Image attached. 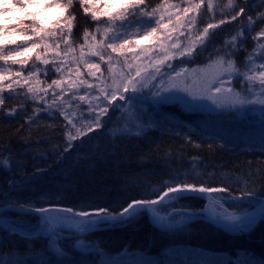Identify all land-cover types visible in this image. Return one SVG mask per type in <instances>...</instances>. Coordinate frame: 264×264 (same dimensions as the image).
Listing matches in <instances>:
<instances>
[{"label":"trees","instance_id":"1","mask_svg":"<svg viewBox=\"0 0 264 264\" xmlns=\"http://www.w3.org/2000/svg\"><path fill=\"white\" fill-rule=\"evenodd\" d=\"M63 2L66 4L67 0ZM170 2L178 5L177 15H182L183 8L188 6V0ZM213 2L212 12L207 11L206 5L199 10L197 25L188 39L184 28H177L176 32L171 33L174 36L173 43L179 37L183 48L189 45L190 40H195L197 29L202 31L208 24L217 25L210 29L209 38L204 44H197L196 51L191 56H180V49L170 46L173 52L171 58L164 61L165 65L170 64L178 72L201 68L217 59V50L223 54L225 41L244 32L245 35L240 37L242 43L234 57L240 70L244 71L242 65L248 52L255 46L252 38L264 26L257 22L249 31L247 16L255 18L258 12H264V0H234V7L227 6L228 0ZM148 3L154 7L160 0H148ZM239 7L245 8L246 12L232 20V15ZM97 11L102 13L99 8ZM64 14L76 17L72 30V47L75 51L68 52L64 43L56 47L60 37L47 35L58 31L54 23L50 27H44L46 33L41 34L45 36L44 42L50 45L47 50L37 48L30 58L16 60L26 61L23 65L13 63L11 59L7 62L0 60V68L7 77L0 85L3 89L0 97L4 100L3 105H0V160H7L10 164L6 168L0 163V207L60 206L80 212L106 208L112 213H118L133 199L155 200L169 186L181 183L197 187L226 188V194L231 197L244 199L249 195L255 202L264 200V146L240 145L229 138L202 132L196 123L203 122L210 116L214 115L217 122H224L221 118L218 121L217 114L191 113L173 103L155 104L149 97L136 99L139 95H135V99L129 103L116 100L108 105L105 100L109 112L101 116V123L104 125L102 128H95V116L87 113L86 108H82L78 116H75L70 113L69 108V112H62V108L56 110L54 106L38 121L30 119L32 107L39 108L37 103L44 107L42 98H49L52 91H62L61 83L69 66L73 71L70 72L71 81H75L73 89L79 91L76 94L78 99L80 96L88 99L89 94L93 96L96 93L104 99L99 88H104L110 96L117 84L129 79L122 67L125 64V53L121 50L115 53L111 49L104 50L105 60L101 61L97 57L99 70H96V74L89 75L86 70L88 59L86 55L81 59L78 45L84 43L81 39L84 30L87 28L89 32L94 31L97 21L83 12L76 0ZM187 15L191 17L194 14L189 12ZM221 20L225 22L221 24ZM171 27L169 24V29ZM181 31L185 35H180ZM156 36L164 38L166 44H169L170 40L165 38L164 29H158ZM99 39L97 34V40ZM33 42L40 43L34 34L30 40V43ZM89 43H92L90 39ZM155 45L139 50L147 52L150 49L155 52L156 47L162 46V43L157 41ZM2 47L5 55L10 54L8 50L11 46L7 44ZM87 51L90 50L85 46L84 53L87 54ZM141 51L139 53L145 54ZM37 53H43L50 63L45 65L37 61ZM109 54L111 61L107 59ZM133 55L136 56V53ZM134 58L129 59L130 62ZM117 59L123 62L118 65ZM156 64L155 67L153 64V71L158 67V63ZM57 67L61 69L59 72L55 70ZM37 69V75L28 76L30 71L36 72ZM18 71L22 72V77L15 75ZM132 71L134 74H129L135 77L136 70ZM17 79L21 80L23 86L14 83ZM24 80H28V84L24 85ZM53 80H57L59 86L52 85ZM80 80L86 83L81 84ZM114 80L116 84L113 83ZM231 83L236 89L241 87L235 78ZM8 84H13L11 90L7 87ZM89 84L93 87H88ZM29 87L33 89L30 93ZM65 92H62V96L72 106L74 94L71 90ZM37 97L40 99H36ZM17 108H22V113L9 116L8 113ZM131 110L139 117L138 120L129 118ZM99 111V108L93 109V112ZM65 114L73 118V122L76 121L73 123L76 128L72 124L70 126ZM224 116L229 123H233L229 115ZM130 123L139 125L140 135L134 134L136 128L130 133L123 132ZM88 125L94 127L93 132H87ZM77 129L87 132V135L77 136L74 134ZM247 130L249 134L254 133L249 128ZM68 133L77 138L70 141ZM75 158L80 163L75 162ZM65 162L70 164L69 167ZM204 205L201 198L189 196L179 199L174 208L196 212L202 210ZM241 207L248 209L250 205ZM160 208L158 210L161 212ZM1 216L23 228L38 224L37 218L33 216L6 212ZM52 239L43 236L26 238L12 234L0 226V259L17 261L19 264H32V260H35V264H264V219L247 235H241L228 233L203 221H196L173 231H161L154 228L146 214L142 213L110 229L96 230L80 238L92 246V251L87 253L67 249L61 244L60 248L67 254L61 259L51 251ZM72 240L70 237L67 239ZM125 249L137 252L138 255L132 259H114L125 252ZM16 256L19 258L16 259Z\"/></svg>","mask_w":264,"mask_h":264},{"label":"snow or ice","instance_id":"2","mask_svg":"<svg viewBox=\"0 0 264 264\" xmlns=\"http://www.w3.org/2000/svg\"><path fill=\"white\" fill-rule=\"evenodd\" d=\"M76 2L79 3L86 15L90 14L91 19L93 21H97L94 31L89 32L86 28L83 32L81 39L84 41V43L78 45L81 50L80 57L83 60L85 55L84 48L87 46L90 50V54L99 57L101 61L105 60L104 50L111 49V52L115 53L124 49L130 43L128 37L132 35H140L142 39L147 40L149 38L155 37L158 29H164L165 38L171 40V33L176 32L177 28H184L187 31L186 39H188V37L191 36L192 29L197 25V15L199 14V10L202 8V6L206 5L208 12H212L214 9L213 0H188V6L183 8V14L177 15L176 13L178 11V5L171 3L170 0H160V3L154 7L149 5L148 0H106L103 5L106 11L100 13L96 10L100 0H76ZM73 3L74 0H67L66 4L62 3L61 0H51L50 3L47 2V0H0V34H3L5 31H9V29H7V27L4 25V21L6 19L15 20L17 27L22 26L25 30L31 27L32 33L40 40V43L33 42L30 47H24L21 50L23 53H28L41 47L47 50L50 45L44 42L45 36L41 35L42 33H46L45 28L42 26L44 21L38 20L37 13L30 12L29 8L35 5L40 9H59L63 15L64 12H67L70 8H72ZM227 6L234 7V0H228ZM189 12H192L194 15L188 17L187 14ZM245 12V8L239 7L238 10L235 11V14L232 15L231 19L236 20L237 17L241 16ZM5 13H7V16ZM13 13H15V15H13ZM166 16L168 18V23H163ZM185 17L186 19H184ZM24 19H30L32 24L30 26L24 24ZM75 19V15H70L63 17V23L61 20H57L55 27L58 29V31L47 34L54 36L58 35L60 37L59 41L56 42L57 48L59 47L60 43H64L68 52L75 51V49L72 47V30ZM247 21L249 31L252 30V27L257 22H260L261 25H264V12H258L255 18L252 15H248ZM224 22V20L220 21L221 24ZM169 24L172 25L170 29ZM215 27H217V25L208 24L206 27H203L202 31L197 29L195 40H190L189 45L184 46L183 48H181L182 42L179 41V37H176L177 42L172 43L170 46L173 49H180L178 52L180 56H191L196 51L197 44H204L209 38L210 29ZM65 28L67 29L66 33ZM131 29H135V32L130 31ZM12 30L14 31V29ZM97 34L100 36L99 40H97ZM180 35H185V32L181 31ZM244 35V32H240L237 35H233L230 40L225 41V51L223 54L217 50V59L213 61V64L218 69H220V72L217 79L213 81V84L220 86H216L214 92L216 94L221 93V86L226 83L231 84L233 78H235L241 85L239 89L233 88L231 86L224 89V91L228 94V99L224 105L218 106L236 108L237 106L244 107L246 104L264 105V26H262L257 32L256 36L252 38L255 42V46L251 52H248L246 60L242 65L244 71H241L240 66L237 65L234 57L239 45L242 43L240 37ZM30 39H32L31 36H24L25 41ZM89 39L92 43H89ZM117 41H121L118 47ZM139 42V40L136 41L137 44H139ZM57 55H60V53H57ZM65 55H67V52ZM170 58L171 57L166 56L165 60ZM10 59L13 63H20L21 65L26 63V61H16L13 59L11 54L5 55L2 45H0V60L7 62ZM107 59L108 61H111L112 57L110 54L108 55ZM36 60L42 62L45 65L50 63L43 53H37ZM161 63H163V61H161ZM33 67L35 68V65ZM88 67L96 68L97 71L99 70V67L96 64H89ZM55 70L59 72L61 69L57 67ZM3 71V69H0V81H3L7 78L3 75ZM109 71H111V66L109 67ZM38 72L39 69H37L36 72L30 71L28 76L32 77L37 75ZM15 75L17 77H22V72L18 71L15 73ZM138 76H140L139 71L136 72V77ZM136 77L127 79V82L117 84L116 91H113L110 96L104 88H101L100 92L104 96V99L107 100L108 105H112L113 101L117 100L118 92V99L120 101L129 103L134 100L135 94L140 91L135 83ZM14 83L16 85L23 86L20 79L15 80ZM80 83L83 84L86 83V81L80 80ZM113 83L116 84L115 80ZM23 84H28V80H24ZM52 85L59 86V82L57 80H53ZM7 87L11 90L13 88V84H8ZM49 87H51V85ZM88 87H93V85L89 84ZM2 90V87H0V91ZM209 90L211 91V88ZM32 91L33 89L29 87L28 92L30 93ZM129 91H131L133 95L125 96L124 93H128ZM156 95L159 96L160 94L157 93ZM167 99L168 97L161 96L159 102H164ZM193 99H196V97L193 96ZM79 100L84 101L85 96H80ZM3 103V98H0V105H3ZM213 103H216V101L213 100ZM120 107H124V105H120ZM89 110L92 111L93 109L90 108ZM108 112L109 108L107 106L100 108L99 113H97L94 117L95 128L104 127V125L101 123V116L107 115ZM128 116L133 121L139 119V117L135 115L134 110L129 111ZM65 119L68 120L69 124H72V126L75 127V124H73L72 120L69 119L68 116H65ZM133 128H136L134 134L140 135L139 125L133 123H130L128 126H126L123 132L130 133L132 132ZM93 131L94 127L92 125H88L87 132ZM87 132H81L79 129H77V136L87 135ZM77 136H72L71 133H68V139L70 141L76 139ZM0 163H2L6 168L10 167L9 161L7 160H0ZM224 191H227V189L204 186L197 187L193 184L181 183L175 186H169L167 190L164 191L161 196H159L158 200L133 199L127 204L126 207L122 209V211L118 213H112L106 208H99L95 212V215L100 217L101 221H122L125 218L134 219L141 211L149 209V206L151 205H155L164 201L166 197H169L170 199H176L182 197L186 192L211 193ZM170 194L173 195L170 196ZM19 207L23 208V205H19ZM36 210L41 213L46 211L44 208H39ZM68 211H71V209ZM77 215L89 216L90 214L86 211H82L77 213ZM260 218L264 219V208L261 209ZM224 219L231 221V228L240 232H247L251 230L257 223L256 216H245L241 218L230 214L225 216ZM89 223H93V221H89ZM77 230L83 232L85 228L78 226ZM52 247L54 248V251L57 255H63L62 248L57 246L55 243H53ZM0 264H19V262H10L5 259H0Z\"/></svg>","mask_w":264,"mask_h":264},{"label":"rangeland","instance_id":"3","mask_svg":"<svg viewBox=\"0 0 264 264\" xmlns=\"http://www.w3.org/2000/svg\"><path fill=\"white\" fill-rule=\"evenodd\" d=\"M47 2L50 3L51 0H47ZM61 2L64 3L63 0H61ZM105 2L106 0H100V3L98 5V8L101 9L102 12L106 11V9L103 7ZM29 11L37 13V19L44 21L42 25L43 27H50L54 23H56L57 20H61L63 23V17H66L64 14L65 12L62 15L61 10L59 9H53V8L40 9V8H37L35 5L29 8ZM5 15L7 16V13H5ZM13 15H15V13H13ZM167 20L168 18L166 16L163 23H166ZM23 23L30 26L32 24V21L30 19H24ZM4 25L7 27V29H9V31H5L3 34H0V45L8 44L9 46H11L8 52L12 55L13 59L15 60H18L21 58H30L35 50L30 51L28 53H23L21 50L24 47H30L32 44L30 43L31 39L27 41L24 40L25 35L31 36V37L33 36L31 27L25 30L22 26L17 27L15 20H7V19L4 21ZM12 29H14V31ZM130 31L135 32V29H131ZM128 39L129 40L131 39L130 43L124 49H122L121 52L125 53L124 60H125V64L127 65V69L131 67L126 73V75H128V78L131 79L132 77H134L129 74V72H131V74H134L132 70H136L135 72L137 71L140 72V76L138 77H136V74H135V77H136L135 83H136L137 88L140 89V91H138L135 94V95H139L138 98L136 99H143V98L147 99V97H149L155 104L173 103V104H176L177 106L179 105L181 108L191 113L196 112V113H202V114H217L218 116L216 117L218 121H220L219 118H221L223 119L224 122L221 123V122L215 121L214 115L213 117L208 116L209 118L207 120L196 123L202 132L210 136H215V137L224 138V139L229 138V140L233 142H238L240 145L264 146V105L246 104L244 107L237 106L236 108L218 106V105H224L228 99V94L224 91V89H226L229 86L233 87L234 85L233 83L231 84L226 83L221 86L222 87L221 93L216 94L214 92L215 87L220 86V85L213 84V81L216 80L217 77L219 76L220 69H218L213 64V62L207 63L201 68H195L189 71L182 70L178 72V71L173 70L170 64L165 65V62H164L165 57L166 56L171 57V53L173 52V50L170 48V43H173L174 41L173 35H172V39L170 40L169 44H166V42L164 41V38L159 39L157 38V36L144 40L142 39L140 35H132V36H129ZM137 40L140 41L139 44L136 43ZM157 41H161L162 46L156 47L155 52L154 50L151 52L150 49H148L147 52H145L144 49H142V51L141 49L139 50V48L150 47L151 45L156 46L155 43ZM120 42L121 41H117V44H119ZM140 51L145 52V54L139 53ZM86 53L87 54L85 55H86V58L88 59V64L99 65L97 61V56L91 55L90 51H87ZM135 53H136V56L133 55ZM133 58L134 60L130 62L129 59H133ZM161 61H163V63H161ZM156 63H158V67L156 68L155 71H153V64L155 67L157 66ZM88 64L86 65L87 73L89 72L90 73L89 75L96 74L97 69L89 68ZM138 65L140 66L138 67ZM174 65L175 64H173V66ZM70 72H73L71 66L68 67L67 74L64 75L65 79L62 80V83H61L63 87L62 91H59L57 93L56 92L54 93L52 91V95L49 94L50 96L44 94L45 96H49V98L41 99V103H44L43 104L44 107H42L40 103H37L39 108L32 107L33 112L32 113L30 112L29 114L30 119H36L38 121L40 117L46 116L45 112L49 113L50 110H52L51 108L54 106L56 110H58L59 108H62V112H69L68 110L69 108L70 113L74 114L75 116H78L82 108L84 109L86 108L87 113L89 112L91 116H96L98 111L93 112V110L90 111L89 109L90 108L100 109L106 105L105 99H102L99 93H96L93 96H90L91 94H89V96H87L88 99H85L84 101L79 100L78 95H76L79 91L73 89L74 88L73 86L75 85V81H71ZM122 78H124V76H122ZM121 83H124V82H121ZM0 85H1V81H0ZM210 88H211V91L209 90ZM66 89L71 90L72 93L74 94V97L72 99L73 101L72 106H70V103L67 102L66 99H64L62 96V92H65V91H66L65 93L68 92V90ZM157 93H159L160 95L159 96L156 95ZM44 95L42 97H44ZM132 95L133 94L131 93V91L126 93V96H132ZM51 96H53V98H51ZM161 96L168 97V99L164 102H159ZM193 96H195L196 99H193ZM118 97L119 95L117 96V99ZM36 99H40V98L37 97ZM213 100H215L216 103H213ZM89 103L91 105H89ZM88 106H89V109H88ZM22 110H23L22 108H17L8 114L9 116H16L17 114H21ZM224 114L229 115L231 117L229 119H233V123H229L227 120V117L224 116ZM65 116H67V114H65ZM68 117L71 120L73 119L70 116ZM256 121H263V122L260 123ZM238 123L240 124L238 125ZM249 123H252V124H249ZM229 125H234V126L230 127ZM247 128L253 130L254 133L249 134ZM74 134H77V130L74 131ZM210 195H211V199H213V201L216 204L214 205L215 210L213 212V215L216 218H220V219H224V217L228 215V213L225 211V208L227 206L226 204L230 202H235L240 199V198H235V197H231L227 195L225 191L224 192H211ZM181 198L183 197H179L176 199H170L169 197L166 198L165 202L160 206L161 214L164 216L174 215L173 216L174 218H187L190 216L191 217L201 216L200 211L191 213V211L182 210L180 212L178 208H174L175 207L174 204H176V202ZM9 206L15 207L13 205H6L3 207H9ZM16 208L23 209V210L28 209L25 207L23 208L16 207ZM79 212L80 211H76V213H79ZM6 213L17 214L14 212H6ZM17 215H22V214L18 213ZM59 215L60 216L58 217L57 222L61 226L64 225L65 220L67 221L73 220V218L71 217H67L61 214ZM22 216H25V215H22ZM6 221L9 224L13 223L10 219L9 220L7 219ZM257 221H258V217H257ZM40 224H42V227L45 230L48 229L47 224H45L44 218L40 219ZM11 225L15 226L13 224ZM90 226L91 225L88 224V225H83L82 227L89 228ZM7 230L10 231L9 229ZM228 232L237 233V231L233 229L228 230ZM53 236L54 237H49V238H53L51 242L55 243L59 247L61 246V244H64L65 248L67 249L69 248L75 249L83 253L92 251V246L81 241L80 240L81 237L75 235L74 233L62 232V234L59 236L57 235H53ZM68 237L73 238V240L67 241ZM51 251L54 252L55 255L59 259L64 258L67 255L66 253H63V255H57L53 247ZM124 254L125 253H123L122 255ZM32 264H35V260H32Z\"/></svg>","mask_w":264,"mask_h":264},{"label":"bare ground","instance_id":"4","mask_svg":"<svg viewBox=\"0 0 264 264\" xmlns=\"http://www.w3.org/2000/svg\"><path fill=\"white\" fill-rule=\"evenodd\" d=\"M116 62H117V64L119 65V63L120 62H123V61H121V59L120 60H116ZM123 63H125V62H123ZM123 70L125 71V73H127V67H126V65L125 64H123ZM124 95H126V93H124ZM118 100V99H117ZM115 101H113V103H114ZM75 160V162H77V163H80L79 162V160L78 159H74ZM65 165H67L68 167H69V163L68 162H65L64 163ZM81 168H84L83 166L81 167ZM162 195V194H161ZM160 195V196H161ZM203 196H199L198 198H201L202 200H204V207H203V209L202 210H200L202 213H204V214H206V215H208V216H212L213 215V212H214V210H215V206L214 205H216L215 204V202L213 201V199H211L210 197H208V195L207 194H202ZM197 197V196H196ZM247 198H245L244 197V199H242V197L239 199V200H237V201H235V202H230V203H228V204H226L227 206H226V208H225V211L228 213V215H235V216H237V217H243V215L245 214V213H249L251 210H253L254 208H256L257 206H259L263 201L262 200H259V201H256L255 202V200L253 199V198H249V197H252V196H246ZM159 198V197H158ZM158 198H156V199H158ZM255 198V197H254ZM155 199V200H156ZM255 202V203H254ZM246 204H249L250 205V208H248L247 209V207L246 208H244L243 209V207H241V205H246ZM253 204H254V206H253ZM16 207H19V206H15V208ZM44 209H46V214L45 215H34V214H26L25 216H33V217H35V218H37L36 220H37V222H38V224L35 226V227H27V228H23V227H21V226H17L16 224H14V223H11V224H13V225H15L16 226V228L17 229H21L22 231H24V232H28V233H46V232H48L47 234H49L50 232H53V233H58V234H53V235H57V236H59V231H56V230H54V229H58V228H64V229H68L67 230V232L68 233H75V235H77V236H80L81 238L83 237V236H85V235H87V234H89V233H92V232H94V231H91V232H89V233H87V234H82L81 233V231H78L77 230V228H78V226H83V225H88V223H83L82 222V219L81 218H77V217H74L73 215H71V214H68V213H65V212H62V213H54V212H52V211H50V209H53V208H57V209H63V210H69V209H71V212H73V213H76V210H74L73 208H70V207H60V206H48V207H43ZM17 209V208H16ZM29 209H35V208H29ZM36 209H39V208H36ZM97 211V210H96ZM96 211H86V212H88L90 215L89 216H85V218H87V219H91V218H94V216H95V212ZM82 212V211H81ZM1 214L2 213H0V218H2V219H4L2 216H1ZM59 214H61V215H65V216H67V217H71V218H73V220L72 221H67V220H65V223H64V225L63 226H61L58 222H57V219H58V217L60 216ZM23 215V214H22ZM227 215V216H228ZM45 219V224H47V227H48V229L47 230H45L43 227H42V224H40V219ZM4 220H6V219H4ZM258 220H260V218L258 217ZM263 220V219H262ZM261 220V221H262ZM260 221V222H261ZM150 222V221H149ZM257 222H259V221H257ZM151 223V222H150ZM117 224H114V223H105V225H98L96 228H97V230H106V229H110V228H112V227H114V226H116ZM152 225V224H151ZM0 226L1 227H3V228H5L4 226H2L1 224H0ZM153 226V225H152ZM154 227V226H153ZM155 228V227H154ZM88 229V227L87 228H85V230H87ZM230 229H232V228H229V229H227V230H224V231H226V232H228V230H230ZM26 230V231H25ZM161 231H165V230H161ZM166 231H169V230H166ZM252 231V230H251ZM250 231H247V232H237V233H234V234H241V235H247L248 233H249ZM13 233V232H12ZM228 233H230V232H228ZM13 234H15V233H13ZM18 235V234H17ZM53 235H48V236H44L45 238H49V237H54ZM21 236V235H20ZM37 236H40V235H38V234H36V235H33V236H28V237H26V238H34V237H37ZM22 237H25V236H22ZM75 237V236H74ZM89 244V243H88ZM89 245H91V244H89ZM94 245V244H93ZM95 246V245H94ZM75 250V249H74ZM75 251H77V250H75ZM123 253H125L124 255H122ZM138 255V253L137 252H130V251H128V249H125V252H122V253H120V254H118V257H115V258H125V259H128V258H130V259H132L134 256H137ZM19 257H17L16 256V259H18Z\"/></svg>","mask_w":264,"mask_h":264},{"label":"water","instance_id":"5","mask_svg":"<svg viewBox=\"0 0 264 264\" xmlns=\"http://www.w3.org/2000/svg\"><path fill=\"white\" fill-rule=\"evenodd\" d=\"M202 194H207L208 197H210V193H192V192H186L183 196H191V197H199V196H203ZM173 195V194H170V196ZM168 198V197H166ZM166 198L164 199V201L162 202H159L155 205H151L149 206V209H145L143 211H141L140 213H145L146 216L148 217V220L151 222V224L157 228L158 230H176V229H179V228H182L192 222H196V221H203V222H207L217 228H220L222 230H227L229 228H231V221L229 220H226V219H220V218H216V217H213V216H208L206 214H204L203 216H192V217H187V218H181L177 221H171L170 220V217L171 215H168V216H163L161 214H159L157 208L162 205ZM158 200V199H156ZM264 208V201L259 205L257 206L256 208H254L253 210H251L249 213H245L243 215V217L245 216H256V217H259L260 218V212H261V209ZM50 211L54 212V213H62V212H65V213H68V214H71L73 215L74 217H77V218H81L82 219V222L83 223H88L89 225H91L87 230H84L83 232H81L82 234H87L91 231H94V230H97V226L98 225H105V223H114V224H121L125 221H127L128 219L125 218L124 220L122 221H112V220H106V221H101L100 217L96 216L94 218H91V219H87L85 218V216H80V215H77V213H73L71 211H68V210H63V209H57V208H53V209H50ZM5 212H14V213H19V214H23V215H26V214H34V215H45L46 214V211H44L43 213L41 212H38L36 209H16L15 207H0V213H5ZM139 213V214H140ZM241 217V218H243ZM262 220V218H260V220H258L259 222H257L254 227L251 229L253 230L259 223L260 221ZM89 221H93V223H89ZM0 224L2 226H4L6 229H9L10 232H13L15 234H18V235H21V236H25V237H28V236H33V235H42V236H48V235H53V234H58V233H53V232H50L49 234L47 233H28V232H24L22 231L21 229H17L16 226H12L11 224H9L6 220L0 218ZM56 231H67L68 229H64V228H58V229H54ZM249 230V231H251Z\"/></svg>","mask_w":264,"mask_h":264}]
</instances>
